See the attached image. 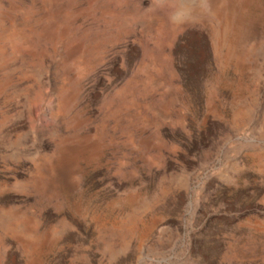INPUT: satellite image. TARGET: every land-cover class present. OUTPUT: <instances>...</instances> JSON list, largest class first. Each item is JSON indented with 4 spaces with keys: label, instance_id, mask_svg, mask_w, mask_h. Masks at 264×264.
Returning a JSON list of instances; mask_svg holds the SVG:
<instances>
[{
    "label": "rangeland",
    "instance_id": "obj_1",
    "mask_svg": "<svg viewBox=\"0 0 264 264\" xmlns=\"http://www.w3.org/2000/svg\"><path fill=\"white\" fill-rule=\"evenodd\" d=\"M0 264H264V0H0Z\"/></svg>",
    "mask_w": 264,
    "mask_h": 264
}]
</instances>
